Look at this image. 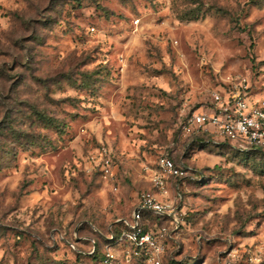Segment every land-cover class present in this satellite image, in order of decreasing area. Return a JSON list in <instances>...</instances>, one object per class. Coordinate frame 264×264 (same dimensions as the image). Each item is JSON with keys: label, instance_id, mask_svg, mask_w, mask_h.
<instances>
[{"label": "rangeland", "instance_id": "rangeland-1", "mask_svg": "<svg viewBox=\"0 0 264 264\" xmlns=\"http://www.w3.org/2000/svg\"><path fill=\"white\" fill-rule=\"evenodd\" d=\"M256 74L264 0H0V264L88 262L67 241L128 215L162 152L189 214L163 263L264 264V148L181 131ZM101 143L117 189L84 169Z\"/></svg>", "mask_w": 264, "mask_h": 264}, {"label": "built area", "instance_id": "built-area-1", "mask_svg": "<svg viewBox=\"0 0 264 264\" xmlns=\"http://www.w3.org/2000/svg\"><path fill=\"white\" fill-rule=\"evenodd\" d=\"M210 94L211 105L189 113L182 120L181 131L189 135L211 132L241 150L264 148V74L229 77ZM114 156L113 149L101 143L85 155L84 169L117 189ZM184 174L172 156L160 153L148 171L151 188L139 192L128 215L117 218L105 233L95 229L96 236L74 234L67 241L76 257L89 259L75 264H164V240L172 238L187 221L178 182L176 191H170V184ZM146 211L160 215L159 221L150 222Z\"/></svg>", "mask_w": 264, "mask_h": 264}, {"label": "trees", "instance_id": "trees-1", "mask_svg": "<svg viewBox=\"0 0 264 264\" xmlns=\"http://www.w3.org/2000/svg\"><path fill=\"white\" fill-rule=\"evenodd\" d=\"M200 142L203 143L204 141L201 140ZM253 148H260V147H253ZM145 215H146V218H148L150 222L159 221L160 215H158V214H155V213H151V212H147L146 211L145 212ZM188 215L186 216V219H187ZM95 234L97 235V232L96 231H95ZM167 264H188V263H186L183 260H178V259L172 258V259L169 260V262Z\"/></svg>", "mask_w": 264, "mask_h": 264}, {"label": "crops", "instance_id": "crops-1", "mask_svg": "<svg viewBox=\"0 0 264 264\" xmlns=\"http://www.w3.org/2000/svg\"><path fill=\"white\" fill-rule=\"evenodd\" d=\"M148 181H149V180H148ZM149 183H150V182H149ZM150 185H151V184H150ZM150 188H151V187H150ZM136 200H137V197H136ZM136 200H135V202H136ZM109 226H110V225H109ZM109 226H108V227H109ZM108 227H107V230H108ZM75 231H76V229L74 230V232H75ZM75 256H76V255H75ZM76 258H78V257H75V259H76Z\"/></svg>", "mask_w": 264, "mask_h": 264}]
</instances>
